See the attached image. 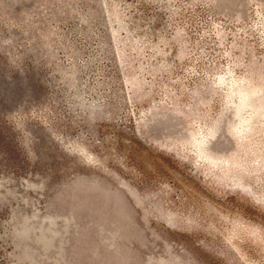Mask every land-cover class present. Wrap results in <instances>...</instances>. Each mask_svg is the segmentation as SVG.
I'll use <instances>...</instances> for the list:
<instances>
[{
  "label": "rangeland",
  "instance_id": "1",
  "mask_svg": "<svg viewBox=\"0 0 264 264\" xmlns=\"http://www.w3.org/2000/svg\"><path fill=\"white\" fill-rule=\"evenodd\" d=\"M0 264H264V0H0Z\"/></svg>",
  "mask_w": 264,
  "mask_h": 264
}]
</instances>
